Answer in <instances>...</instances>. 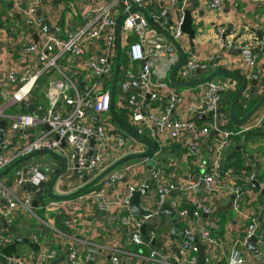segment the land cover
Masks as SVG:
<instances>
[{"label": "built area", "instance_id": "obj_1", "mask_svg": "<svg viewBox=\"0 0 264 264\" xmlns=\"http://www.w3.org/2000/svg\"><path fill=\"white\" fill-rule=\"evenodd\" d=\"M189 1L92 0L75 5L72 0H0V6L11 3L13 13L19 16L24 26L34 30L37 39L28 40L22 29L11 30L8 34L7 47L18 49L17 55H10L9 63L0 73V121L6 122L2 132L5 147L0 153V172L34 151L52 150L65 160V170L53 189L65 194L122 156L145 150L143 143L117 126L109 109L117 50V21L124 13L127 15L121 25L120 56L125 45L130 65H120L119 59L114 107L127 110L128 122L137 135L150 137L156 145L154 154L165 144L176 142L184 149L188 164L184 180L176 179L174 173L166 174L165 168L174 167L169 161L166 167L159 164L151 168V180L146 181L138 175L150 161V155L139 157L131 164H127L131 160L128 159L105 173L88 191L67 200H54L46 196V187L51 180L47 168L42 172L37 163L30 161L33 156L25 158L0 176V256H5L7 264H51L58 257V250L43 245L37 235L30 238L39 244L35 255H22L17 251L2 253L1 249L13 243L16 237L12 231L16 213L34 215L35 208L40 207L49 216L63 213L64 222L69 225V208H65L69 200L73 211L81 210L83 202H88L126 226L130 243L136 246L132 251L123 252L128 264H196L195 244L180 238L170 239L172 219L163 221V217L169 214L161 216L154 226L147 220L157 216L160 208L168 203L175 220L183 223L182 227L179 226L188 234L198 235L206 250L210 248L208 251H211L219 245L210 234L216 220L213 208L215 202L225 195L234 196L232 207L240 220L237 234L229 241V254L225 256L227 253L221 249L219 259L225 257L226 264H259L246 248L248 240L255 235L264 264V214L259 225L257 215L247 210V198L264 189V175L259 178L253 171H223L221 165L223 153L231 146V136L239 133L224 127L228 118L220 105L226 78L222 81L209 79L198 84L196 93L188 96L179 94L167 80L178 54L167 52L171 43L167 46L146 44L147 40L156 38L159 31L140 11L130 12L134 6H143L155 25L167 29L181 46L183 43L182 48H186V35L179 27ZM206 6L216 14L222 9V0H206ZM37 10H40L39 14ZM167 13L171 20L169 25ZM251 45L264 49V35L254 37ZM251 45L238 47L245 52L240 70L245 82L255 80L254 90L262 93L264 77L256 71L254 57L250 55ZM225 46H231V40H226ZM216 58L213 65L209 61L212 67H219L221 58ZM158 63L163 67L159 68V77L155 81L153 76ZM209 63L194 56L187 57L186 63L177 69L176 78L186 80L190 71L204 68ZM44 75L47 80L40 99L35 91ZM246 90L245 86L242 95L249 99L251 93ZM28 104H33L32 111L27 109ZM12 106H18L19 110L8 112ZM198 114L203 115L201 122L196 120ZM260 120L256 117L240 131L258 126ZM211 132H214V138L209 137ZM208 137L211 143L205 155L203 140ZM91 139L93 151L88 157ZM131 140L135 144L130 143ZM125 176L135 179L128 187L120 184ZM27 184L35 185V196L25 188ZM136 189L141 194L139 206L148 211L147 215L138 216L131 212L130 197ZM201 190L203 195H199ZM181 194L193 196L191 207L182 206ZM38 196V205L33 207V199ZM42 221L43 226L51 227L57 243L66 245L65 235L51 226L49 217ZM145 223V233H142ZM83 244L71 243L63 249V256L69 264H86L88 255L82 252ZM101 251V248L96 249V253ZM119 256L113 251L109 253V261L102 260L101 264H121Z\"/></svg>", "mask_w": 264, "mask_h": 264}, {"label": "crops", "instance_id": "obj_2", "mask_svg": "<svg viewBox=\"0 0 264 264\" xmlns=\"http://www.w3.org/2000/svg\"><path fill=\"white\" fill-rule=\"evenodd\" d=\"M90 1L92 0H72L75 5H82ZM8 4L11 3L6 2L0 6L1 74L9 63L10 55H17L16 50L18 47L12 50L7 47V42L10 40L8 38V34L11 30L21 31L22 29V31L26 33L28 40H37H34L32 33L26 30L19 16L13 13L12 6H8ZM188 6H191L193 9L192 17L196 34L193 39L194 47L190 46L188 36H186V48L183 49L184 51L186 50L185 53L187 54V57L191 58L194 56L198 59L205 60L207 63L210 61L213 65L217 60L216 57L218 56L221 58L218 60L219 67L213 66L214 70L225 68L230 71L239 70L242 74L240 67L243 59L245 58V52L238 47L243 46L244 44L251 45L254 37H258L257 31H260L261 35H264V0H222V9L216 14L207 8L206 0H190ZM74 18L77 17L74 16ZM226 40H231V46H225ZM250 55L254 57L256 71H259L258 73L264 77V49L253 47L251 45ZM128 65L130 64L127 63L126 66ZM133 65L136 66V64ZM162 67L163 65L158 63V68L153 76L155 81L158 80L159 68ZM225 86V91L222 93V101L220 105L222 112L228 109L230 97L234 95L238 87L236 81L231 78H226ZM245 86L247 87L246 91L249 92V89L251 88V81L249 83L245 82ZM196 89H198L197 86H191L183 87L182 89H175V91L181 95L188 96L192 93H196ZM123 95L125 96V94ZM224 95L226 97H224ZM250 98H254L253 95H251ZM186 100H189V98H186ZM256 117L261 118L260 123L262 124L264 121V103L245 125L253 122ZM244 126H241L240 128L242 129ZM209 137L214 138V132H211ZM209 137L203 140V152L205 155L207 153L208 146L211 143ZM249 149L251 151H249L250 153L242 154L244 156L243 165L248 166L250 171L256 172L257 175H260L259 178H262L264 175V169L262 168L264 167V143L261 141L251 142ZM174 158L177 160V163L174 162ZM138 160L139 159L137 158H131L127 164L135 163ZM30 161L37 163L41 167L40 170L42 172H45L44 168H47V173L49 174L50 179L60 165L58 163L57 167L42 166L39 162L35 161L33 157ZM169 161L174 163V167L165 168L166 174L169 176L174 173L176 179H186L188 164L184 159V149L176 142H169L165 144L158 153L155 152V154L150 156V161L146 162L143 166L142 172L138 176L141 180H151V173H148V165H151V168L156 167L159 164L166 167V164ZM133 180L135 179L125 176L123 182L120 184L128 187L129 184H132ZM199 195H203L202 190L199 192ZM233 198V195H225L215 202L213 214L216 217V220L214 221L212 228L217 229L218 222L222 215L225 216V221L223 222L222 236H213L219 241V245L214 246L211 251H208L210 248L205 251L208 264H226L225 257L224 259H219V252L222 249L224 253H227L225 256L229 254V241L235 236V234H237L240 220L235 212V209L232 207ZM180 199L182 206L185 207H191V204L194 201L191 194H181ZM247 199V210L257 215L256 218L258 224L260 225L263 218L262 215L264 214V195H261L259 192L257 195H251ZM70 202L71 201L69 200L65 203V208H69V219L71 221L69 225L65 224L63 213L50 214L49 216L43 209L38 207L35 208L34 215L28 214L23 216L20 213H16L12 223L13 233L16 236L26 237L29 240H31L30 238L33 235H37L43 245H51V247H55L58 250L59 254L57 258L63 255V249L66 246H69V244L75 243L77 245H82L84 243L83 245H85V247L82 252L85 256L88 255V245H93L97 250H99V248L102 249L101 252H97L95 254V264H101L102 260L108 262L109 253L113 251H117L119 253L121 264H128L123 252L132 251L134 249L130 248L131 243L126 226L120 220L113 219L111 215L101 212L93 204L83 202V208L81 210L73 211L70 208ZM48 217L51 226L56 230H59L57 227L58 217L62 220V224L65 226V229H63V231H59L65 235L66 245L61 246L58 244L57 240L54 239L51 227L43 226L42 220L47 221ZM18 245L16 248L17 253L27 256L33 255L34 252L29 246H27L26 251L21 252L18 249ZM243 251L246 252V250ZM56 264L69 263L64 256L63 260Z\"/></svg>", "mask_w": 264, "mask_h": 264}, {"label": "water", "instance_id": "obj_3", "mask_svg": "<svg viewBox=\"0 0 264 264\" xmlns=\"http://www.w3.org/2000/svg\"><path fill=\"white\" fill-rule=\"evenodd\" d=\"M8 6H11V4H8ZM192 10L193 9L191 6L186 7V9L184 10L183 18H182V23H181L179 29L181 30L182 33H184L186 36H188L190 46L194 47L193 39L195 38L196 33H195L194 25H193L194 23H193V17H192L193 16ZM134 11H140L144 15V18L146 19V21L150 25L154 26V28H156L159 31V35L156 38L147 40L146 44L153 45L155 43H158V44H161L163 46H167L169 43H171V45L167 48V52L168 53L176 52L178 54V60L172 65V67L168 73V76H167V80H168L170 85H172L174 87H191V86H196L198 84H201V83H203L209 79H214V80L219 79L222 81L224 78H231V79L235 80L238 87H237L234 95H232L230 97L229 107L226 111H224V113L228 115L230 122L236 127L244 126L250 120V118L253 116V114L263 105V103H264V92L263 93L256 92L254 90L255 80H251V88L249 89V93H251V95H253V97L257 101L244 115L238 116L235 113L236 103H237L240 95L242 94V92L244 91V88H245V80H244V77L240 73L239 70L230 71V70H227L225 68H220V69L214 70L213 67L209 63L204 68H196V69L190 71V77L188 79H186V80L177 79L176 78L177 69L180 66H182L183 64H185L187 61V54L185 53L184 49L171 36V34L167 31V29L158 27L157 25H155L151 21V19L149 18L148 14H147V12L143 6H134L130 10V12H134ZM39 13H40V10H37V14H39ZM126 15H127V13H124L122 16H120V18L117 21V50H116V56H115L114 70H113L112 79H111L110 107H109V109H110V113L112 115V119L117 124V126L120 129H122L129 136H131L134 139H136L137 141L143 143L146 147L145 150L143 152H140V153H130V154H126V155L122 156L121 158H119L118 160H116L112 164H110L102 172L98 173L92 179L86 180L84 178V181L85 180L86 181L81 186H79L77 189H75L69 193H65V194L56 193L53 189L58 177L60 175H62V173L65 170V160L60 154H58L52 150L42 149L39 151H34L25 157L17 159L14 162H12L8 167H6L4 170H2L0 172V176H2L8 170H10L12 167H14L18 162L23 161L25 158L32 157V156L36 155L37 153H48L58 160L60 166H59V169L57 170V172H55V174L52 176L51 180L49 181V183L46 187V196L51 198V199H54V200H67V199H70V198L82 193L87 188L94 185L105 173H107L109 170L114 168L116 165H118V164H120V163H122L128 159H131V158H139V157L149 156L150 154H152L155 151L156 145L152 140L147 139V138H143V137L137 135L133 130H131L127 126H125L117 118V116L114 112L115 85H116V79H117L118 71H119V59H120V50H121V25H122V22H123L124 18L126 17ZM166 22L168 25L171 24V20H170L168 13L166 15ZM24 27L26 28L27 31L32 33L34 40H36V34H35L34 30L29 26H24ZM128 34H131V32H128ZM257 34H258V37L260 38L261 32L257 31ZM126 42H128V40H126ZM125 47H126L125 45L122 46L123 49ZM224 97H226V96L224 95ZM27 109L29 111H32L33 110V104H28ZM196 118L198 120H201V119H203V115L198 114L196 116ZM5 123L6 122L4 120L0 121V153H1L2 149L5 147V144L2 140V132L5 128ZM61 145L64 146V141H62ZM238 148H239V146H235V148H233L229 151H225L223 153V156L221 159V165H224L225 158H226L227 154L230 153L231 151H233L234 149L237 150ZM92 151H93V140L91 139L89 146H88V153H87L88 157L92 153ZM148 173H151V165H148ZM254 183L256 185V182H254ZM25 188L28 191H31L32 195L35 196V193H34L35 185L27 184L25 186ZM260 193H261V195H264V189L260 190ZM140 197H141L140 191L138 189H136L130 197V209H131V212L133 214L138 215V216H144V215L148 214V211L144 210L143 208H141L139 206ZM39 199H40V196L33 199V202H32L33 207H37ZM165 214H169L172 217L171 231L169 234L170 239L173 240L175 238H180V239H183L185 241L192 242L197 247V263L196 264H208L206 256H205L206 245L199 241L198 235L188 234L185 232V230H183L179 226V223L175 220L174 211L168 205V203H165L160 208L157 216L149 218L147 220V223L154 226L157 222H159L161 216H163ZM147 223L143 224V226L141 228L142 233H145V227H146ZM145 237L147 238V236H145ZM153 242H154V240H152V243ZM21 243L29 246L33 250L34 255L36 254V252L39 249V244L37 242L30 241L26 237L16 236L13 240V243L9 244L6 247H3L1 249V252L2 253L16 252L17 245L21 244ZM246 248L251 251V253L255 256L258 263L262 264V258H261V255L259 253V250L256 246V236L255 235L252 236L248 240V242L246 244ZM87 250H88V257H87L86 264H95L96 249L93 246L88 245ZM63 258H64V256L61 255L59 258L54 259L51 262V264H56V263L60 262L61 260H63ZM0 260H1L2 264H7L5 256L3 254H1Z\"/></svg>", "mask_w": 264, "mask_h": 264}, {"label": "trees", "instance_id": "obj_4", "mask_svg": "<svg viewBox=\"0 0 264 264\" xmlns=\"http://www.w3.org/2000/svg\"><path fill=\"white\" fill-rule=\"evenodd\" d=\"M127 63H128V58H127L126 54L124 56L121 55L120 56V65L123 64L124 66H126ZM46 80H47L46 79V75L41 77L39 79V81H38V87L40 85L45 86ZM256 101L257 100L255 98L246 99L241 94L239 99H238V101H237V103H236V106H235V113L238 116L244 115L256 103ZM114 112H115L117 118L125 126H127L128 128L134 130V128L128 122L127 110L125 108H120V107L115 105ZM227 118H228V121L224 125V127L229 129V130H233L235 133L239 132V133H236V134L231 136L232 143H231L230 148L227 151L235 148V146H239V148L237 150L234 149L233 151H231L230 153L227 154V156L225 158V163L223 165V171L231 169L234 172H242V171H248L249 172L250 168L248 166L243 165L244 156L242 154L251 152L250 149H249V145H250L251 142H259V141H261V142L264 143V121L262 122V124L260 123L259 126L249 128V129H247L245 131H240L241 128L234 126L230 122L228 115H227ZM196 120L198 122H201L198 119H196ZM145 137L150 139V137L148 135L145 136ZM153 154L154 153L150 154V156H152ZM258 177H260V175H258ZM242 186H246L245 183H242ZM92 187L93 186L87 188L84 192L88 191ZM224 221H225V216L222 215L220 220H219V222H218L217 229L211 228L210 234L212 236H216V237L217 236H222V234H223V222ZM57 227L61 231H63V229H65V226L62 224V220L59 217H58V220H57ZM219 264H221V263H219Z\"/></svg>", "mask_w": 264, "mask_h": 264}, {"label": "rangeland", "instance_id": "obj_5", "mask_svg": "<svg viewBox=\"0 0 264 264\" xmlns=\"http://www.w3.org/2000/svg\"><path fill=\"white\" fill-rule=\"evenodd\" d=\"M124 41H125V39H124ZM125 52H126L125 49H122L121 55L124 56L125 55ZM44 87L45 86L40 85L39 87H37V89L35 91V95L38 98H40V99L42 98ZM182 88L183 87H178V88L176 87L175 89H182ZM196 91H197V89H196ZM18 110H19L18 106H12V107L8 108V112H10V113H15ZM130 143L135 144V142L132 141V140L130 141ZM33 159H35V161L39 162L42 166H47V167H49V166H51V167L56 166L57 167V165L59 163V162H57L58 160H55L56 159L55 157H53L52 155H50L48 153L36 154V155L33 156ZM174 162L177 163V160L175 159ZM233 212H231V213H233ZM171 219H172V217L170 215H165L163 217V221H170ZM179 225L180 226H183V223H179ZM130 248L135 249L136 246L130 245ZM18 249L21 252L22 251H26L27 250V245L26 244H19L18 245Z\"/></svg>", "mask_w": 264, "mask_h": 264}]
</instances>
